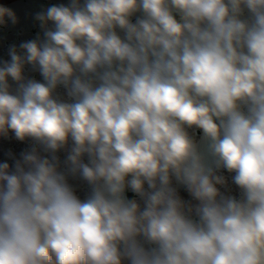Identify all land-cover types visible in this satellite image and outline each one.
Here are the masks:
<instances>
[{
	"label": "clouds",
	"instance_id": "1",
	"mask_svg": "<svg viewBox=\"0 0 264 264\" xmlns=\"http://www.w3.org/2000/svg\"><path fill=\"white\" fill-rule=\"evenodd\" d=\"M34 19L0 59V140L28 144L0 160V264H264V0Z\"/></svg>",
	"mask_w": 264,
	"mask_h": 264
},
{
	"label": "water",
	"instance_id": "2",
	"mask_svg": "<svg viewBox=\"0 0 264 264\" xmlns=\"http://www.w3.org/2000/svg\"><path fill=\"white\" fill-rule=\"evenodd\" d=\"M5 3L14 10L19 22L14 27L11 26V24L7 27L0 26V59H8L7 48L10 44L15 43L18 46L22 41L35 38L36 34L41 31L39 23L34 19L35 13L51 4H67L68 0H12ZM25 75L29 78L42 81L40 74L33 71L30 66H26ZM196 135L198 137L199 133L197 132ZM26 147H28L27 143L0 140V160L4 159V152L6 150L12 149L18 155L19 152ZM63 155L64 154L61 153L62 158ZM86 190L85 185L77 182V193L81 198H83ZM183 195L186 196V194Z\"/></svg>",
	"mask_w": 264,
	"mask_h": 264
},
{
	"label": "built area",
	"instance_id": "3",
	"mask_svg": "<svg viewBox=\"0 0 264 264\" xmlns=\"http://www.w3.org/2000/svg\"><path fill=\"white\" fill-rule=\"evenodd\" d=\"M9 1H12V0H3V2H9Z\"/></svg>",
	"mask_w": 264,
	"mask_h": 264
}]
</instances>
